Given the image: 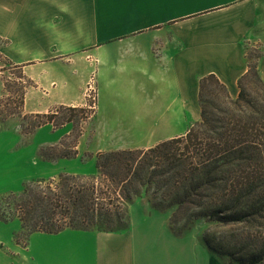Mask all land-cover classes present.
Segmentation results:
<instances>
[{
    "label": "crops",
    "instance_id": "obj_1",
    "mask_svg": "<svg viewBox=\"0 0 264 264\" xmlns=\"http://www.w3.org/2000/svg\"><path fill=\"white\" fill-rule=\"evenodd\" d=\"M0 38L8 40L0 54L30 65L38 108L83 104L92 84L94 133H143L124 147L183 134L198 114L203 75L215 73L236 98L251 46L261 51L264 81V0H0ZM168 219V212L149 208L117 231H36L26 258L28 264H225L195 233L175 235Z\"/></svg>",
    "mask_w": 264,
    "mask_h": 264
},
{
    "label": "trees",
    "instance_id": "obj_2",
    "mask_svg": "<svg viewBox=\"0 0 264 264\" xmlns=\"http://www.w3.org/2000/svg\"><path fill=\"white\" fill-rule=\"evenodd\" d=\"M261 55L258 50L252 60L246 54L248 69L238 80L236 98L215 73L199 78L200 119L183 134L145 149L99 151L96 173L88 177L61 172L58 180H27L21 191L0 196V220L18 219L25 240L36 231L58 233L66 228L117 231L128 227L129 206L145 195L151 208L172 209L168 222L175 235L204 218L215 225L202 232L211 252L239 264H264ZM251 73L253 95L244 84ZM54 115L42 114L46 120L38 125ZM76 145L54 144L40 148V154L72 158L78 154ZM15 237L19 243V233Z\"/></svg>",
    "mask_w": 264,
    "mask_h": 264
},
{
    "label": "rangeland",
    "instance_id": "obj_3",
    "mask_svg": "<svg viewBox=\"0 0 264 264\" xmlns=\"http://www.w3.org/2000/svg\"><path fill=\"white\" fill-rule=\"evenodd\" d=\"M7 41L5 38H0V47L5 46ZM258 50L256 46L249 47L247 53L252 60L255 59ZM0 57L1 59L6 58L5 66L0 68V196L10 191H21L23 183L30 179L54 178L58 180V174L61 172L87 175V177L95 174V155L99 151L144 148L124 147L133 144L134 139L138 140L143 133L129 134V138L114 134L116 138H111L110 134L102 136L93 132L89 117L95 108L96 95L92 84L88 86L87 101L83 104L54 105L48 109L45 107L41 109L37 106L40 100L36 94V84L29 75L30 65L24 68L20 64L9 62L3 54H0ZM246 60L248 63L247 56ZM253 79L254 76L251 73L248 79L244 80L246 92L250 95H253L251 91ZM22 94L23 103L21 105ZM30 113H40L41 116H31ZM46 113L56 115L53 119H47V123L38 125L46 120L42 117V114ZM133 116L130 117L132 120ZM199 119L198 108L197 116L191 118L187 128ZM54 144L65 146L77 144L78 154L72 158H47L40 154V148ZM105 147L111 149L100 150ZM149 208L151 207L145 195L137 197L129 206V217L131 214L138 217ZM165 212H168L170 217L172 209ZM207 227L215 228V225L202 218L197 220L185 233H195L203 240L202 232ZM223 228L225 230L228 227ZM17 233H19V243L15 237ZM30 237L25 240V234L21 231L18 219L9 222L0 220V264H28L26 256L30 254ZM38 237L39 235L35 233L32 236V242L35 245ZM219 258L225 264H239L228 256Z\"/></svg>",
    "mask_w": 264,
    "mask_h": 264
}]
</instances>
